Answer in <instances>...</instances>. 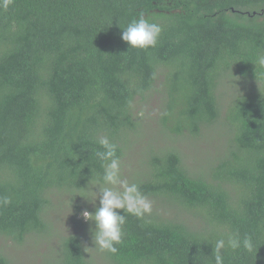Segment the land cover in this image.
<instances>
[{
    "label": "trees",
    "instance_id": "1",
    "mask_svg": "<svg viewBox=\"0 0 264 264\" xmlns=\"http://www.w3.org/2000/svg\"><path fill=\"white\" fill-rule=\"evenodd\" d=\"M141 13L163 28L154 48L132 49L121 39ZM259 54L264 0H10L7 9L0 6V197L11 200L0 205V237L21 245L50 232L48 213L57 202L69 207L71 220L85 209L94 212L82 196L92 199L85 190L102 172L97 138L107 135L118 145L122 166L150 116L169 140H197L221 125L231 138L224 155L201 173L174 146L151 148L129 182L161 208L143 219L127 215L115 255L84 251L93 247L92 222H78L74 233L56 228L50 234L56 264H215V240L233 232L251 236L256 248L228 249L224 264H264ZM225 75L242 83L227 105ZM0 264H11L1 251Z\"/></svg>",
    "mask_w": 264,
    "mask_h": 264
},
{
    "label": "clouds",
    "instance_id": "2",
    "mask_svg": "<svg viewBox=\"0 0 264 264\" xmlns=\"http://www.w3.org/2000/svg\"><path fill=\"white\" fill-rule=\"evenodd\" d=\"M10 0H0V6L4 9L9 7ZM163 31L159 23L151 22L144 13L139 14L124 27L121 39L132 49L154 48ZM255 64L264 68V54L257 56ZM96 142L100 149L95 156L101 162L102 172L97 174L95 181H90L87 192L92 196H82L94 204V212L87 209L81 212L85 221L92 222L94 228H90L93 247L85 246L84 251L91 250L117 254L124 240V226L127 215L143 219L151 215L152 201L141 191L140 185L129 182L121 173V158L117 156L118 145L107 135H101ZM97 189V190H93ZM99 201L98 205L95 202ZM11 203L9 197H0V205ZM123 214H121V211ZM243 248L247 252H253L256 244L252 237L240 236L238 232L228 233L225 237L215 240L212 254L215 264H224V253L231 249L236 251Z\"/></svg>",
    "mask_w": 264,
    "mask_h": 264
},
{
    "label": "rangeland",
    "instance_id": "3",
    "mask_svg": "<svg viewBox=\"0 0 264 264\" xmlns=\"http://www.w3.org/2000/svg\"><path fill=\"white\" fill-rule=\"evenodd\" d=\"M239 81L234 79L232 75L223 77L221 92L225 94L226 91H229L227 96L220 93L223 96L222 103L224 105L229 104L232 95L241 91L242 83ZM155 124L152 117H146L142 132L133 139L127 151L126 162L121 166V173L124 178L129 180L130 175L137 171L131 175L132 179L135 174L143 169L148 151L153 147L174 146L179 150L184 163L191 169L199 171V173L207 171L218 158L224 155L228 140L231 138L230 131L228 132L225 126L221 125L206 129L207 132L200 139L180 138L173 141L169 140L159 128L157 129ZM160 208L161 203H158L153 205L152 210ZM68 212L69 207L64 209V205L57 202L48 213L50 232L43 236L32 235L21 245H16L0 237V251L11 260V264H56L58 256L52 258L55 253L53 246L56 244V240L50 234L56 228L64 231L65 234L74 233L81 229L78 222L82 224L86 222L81 215L76 220H71L72 214L68 218Z\"/></svg>",
    "mask_w": 264,
    "mask_h": 264
}]
</instances>
